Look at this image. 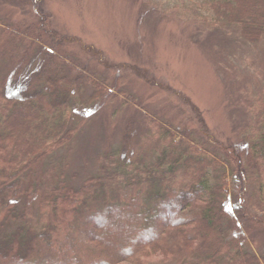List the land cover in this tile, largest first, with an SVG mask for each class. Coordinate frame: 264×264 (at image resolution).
<instances>
[{
	"label": "trees",
	"instance_id": "obj_1",
	"mask_svg": "<svg viewBox=\"0 0 264 264\" xmlns=\"http://www.w3.org/2000/svg\"><path fill=\"white\" fill-rule=\"evenodd\" d=\"M31 1L33 25L0 26V35L9 36L0 61L28 43L17 66L0 74V264H143L153 256L165 260L158 264H264L244 239L264 228L262 111L236 142L215 150L207 139L199 143L193 133L177 135L151 121L157 131L147 141L159 147L140 145L132 153L125 136L104 153L97 174L77 188L58 183L35 205L28 191L37 194L40 163L74 135L67 121L72 89L101 84L74 57L58 56L69 41L50 28L39 0ZM178 1L204 23L237 27L246 42L264 39V0ZM101 95L95 91L86 103ZM233 179L236 192L229 190ZM21 198L24 210L16 215ZM18 219L24 225L9 230Z\"/></svg>",
	"mask_w": 264,
	"mask_h": 264
},
{
	"label": "rangeland",
	"instance_id": "obj_2",
	"mask_svg": "<svg viewBox=\"0 0 264 264\" xmlns=\"http://www.w3.org/2000/svg\"><path fill=\"white\" fill-rule=\"evenodd\" d=\"M38 2L50 28L69 41L58 56L74 57L84 66L83 73L101 84L72 89L74 104L67 121L74 135L39 165L37 194L28 191L38 208L58 183L77 188L97 174L104 153L117 150L123 137H128L127 151L132 153L140 145L159 147L147 141L150 131H157L151 121L177 135L193 133L199 143L207 139L212 145L208 148L215 150L236 142L244 127L264 112V39L249 43L237 27L204 23L197 15L183 13L178 0ZM35 12L31 0H0V26L26 29L36 22ZM5 38L0 35V52ZM27 46L7 50L0 74L6 76L17 66ZM95 91L103 96L86 103ZM34 183L35 176L28 180L30 189ZM239 185L233 179L230 192L238 191ZM24 205L25 200L18 199L16 215H22ZM23 225L18 219L9 230ZM253 230L244 238L245 248L264 258V228ZM141 261L165 260L153 256Z\"/></svg>",
	"mask_w": 264,
	"mask_h": 264
}]
</instances>
